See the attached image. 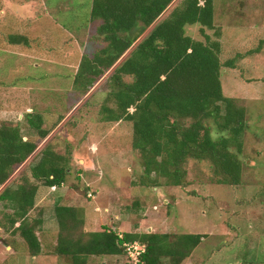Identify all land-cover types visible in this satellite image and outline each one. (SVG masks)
<instances>
[{
	"label": "rangeland",
	"instance_id": "374dc122",
	"mask_svg": "<svg viewBox=\"0 0 264 264\" xmlns=\"http://www.w3.org/2000/svg\"><path fill=\"white\" fill-rule=\"evenodd\" d=\"M180 2L175 0L158 22ZM91 5L92 0H0V121L42 116L49 134L37 152L48 147L72 159L64 186L43 188L38 196L47 218L40 235L43 253L52 251L56 239L53 202L58 198L76 207L90 232L108 227L130 234L141 225L140 234L152 229L201 235L183 264H264V0H214L221 63L234 59L233 69L221 71L223 94L247 112L240 186L218 185L208 162L188 164L185 187L167 186L162 179L158 188L140 184L142 158L131 150V126L100 121L110 73L84 97L71 91L70 78L82 57L92 58L104 46L89 40L96 27L87 21ZM185 30L199 40L198 26ZM14 34L32 39L31 48L4 43ZM211 135L215 140L221 136L214 125ZM11 237L0 228V264H66L51 255L32 260L23 239L8 250L4 240ZM114 260L130 264L125 254L90 258L96 264Z\"/></svg>",
	"mask_w": 264,
	"mask_h": 264
},
{
	"label": "trees",
	"instance_id": "16d2710c",
	"mask_svg": "<svg viewBox=\"0 0 264 264\" xmlns=\"http://www.w3.org/2000/svg\"><path fill=\"white\" fill-rule=\"evenodd\" d=\"M174 1L92 0L87 21L96 27L89 40L104 46L92 58L82 57L70 78L71 91L76 98L84 97L110 73L100 121L105 126L124 122L131 126V150L142 158L141 185L158 188L162 179L167 186L185 187L188 164L208 162L218 185L240 186L247 112L223 94L221 71L233 69L234 59L221 63L214 0H181L158 22ZM195 26L199 40L185 30ZM5 39L11 46H32V39L21 34ZM43 124L42 116L35 114L23 121H0V189L31 159L0 192V203L9 210L0 212V228L23 239L31 257L41 254L37 233L43 231L45 210L37 204L40 190L63 187L72 161L48 147L37 152L49 134ZM212 125L221 135L216 140ZM54 199L53 253L66 264L126 255L123 244L135 242L145 246L141 264H183L203 240L201 235L168 233L120 238L108 227L87 232L78 210Z\"/></svg>",
	"mask_w": 264,
	"mask_h": 264
},
{
	"label": "crops",
	"instance_id": "0c3cea01",
	"mask_svg": "<svg viewBox=\"0 0 264 264\" xmlns=\"http://www.w3.org/2000/svg\"><path fill=\"white\" fill-rule=\"evenodd\" d=\"M6 38V37H5ZM4 38V43H6V39ZM4 45V44H3ZM8 45V44H7ZM9 47H11V45H8ZM12 47H18V46H12ZM26 49H29V48H26ZM31 51H32V49H31ZM93 149V148H92ZM21 170H19L14 176L15 177H17V174L20 172ZM14 176H13V178H14ZM13 178H11V180L7 183V185H5L4 187H2L1 189H0V192H2L6 187H8V186H10L12 183H13V181H14V179ZM41 191V190H40ZM38 204V203H37ZM65 205H67V204H65ZM68 206H70V205H68ZM72 207H74V206H72ZM3 208H4V204H3ZM3 208H2V210H3ZM76 208V207H75ZM5 212H7V210L5 209L4 210ZM79 212V211H78ZM83 219V218H82ZM84 220V225H85V231H87V232H90L89 230H88V225H89V222L86 220L85 221V219H83ZM141 220V219H140ZM143 220V219H142ZM46 222H47V218H46V214H45V220H44V224H43V231L41 232V233H37V235H38V237H39V240H40V242H41V239H40V235L41 234H43V233H45V229H46ZM54 222L56 223V221L54 220ZM56 227H57V224H56ZM57 229V228H56ZM142 229V227H141V225H140V227L139 228H137V230H135V232L134 233H130V234H133V235H136V234H138V235H142L143 233H141L140 234V230ZM55 231V230H54ZM53 231V232H54ZM100 231V230H99ZM99 231H97V232H99ZM52 233V232H51ZM145 233V232H144ZM146 233H154L153 232V230L152 229H148V232H146ZM57 234V233H56ZM157 234V233H156ZM5 236H8L9 237V235L8 234H6ZM7 237V238H8ZM18 239L21 241V238L19 237V236H16V237H11L10 238V240H9V242H16V243H18V245H19V243H21V242H17L18 241ZM4 242H8L7 240L5 241L4 240ZM6 244V246H8V250H10L11 249V251H12V247L10 246V245H7V243H5ZM55 244H56V239H55V242H54V244H52V247H54L55 246ZM26 252H27V250H26ZM44 252V250L42 249V245H41V254L40 255H38L37 257H31L28 253H26L27 254V256H29L30 258H32V260H35L36 261V259L37 258H41V257H44L45 259L46 258H49L50 257V255L51 256H56V257H58L57 255H55L54 253H53V249H52V251L51 252H49V253H43ZM14 253V252H13ZM103 257H107V256H103ZM113 257H117V256H113ZM101 263V262H100ZM113 264H118V260H114L113 262H112ZM88 264H96L94 261H91L90 262V259L88 260ZM101 264H103V263H101ZM105 264H108V263H105Z\"/></svg>",
	"mask_w": 264,
	"mask_h": 264
},
{
	"label": "built area",
	"instance_id": "2783aa9c",
	"mask_svg": "<svg viewBox=\"0 0 264 264\" xmlns=\"http://www.w3.org/2000/svg\"><path fill=\"white\" fill-rule=\"evenodd\" d=\"M88 197H92L89 193ZM122 238V236H119ZM123 248L125 250L127 259L130 264H141V256L145 253V246L139 243H124Z\"/></svg>",
	"mask_w": 264,
	"mask_h": 264
},
{
	"label": "clouds",
	"instance_id": "9594fccd",
	"mask_svg": "<svg viewBox=\"0 0 264 264\" xmlns=\"http://www.w3.org/2000/svg\"><path fill=\"white\" fill-rule=\"evenodd\" d=\"M52 189H55V188H52ZM90 198V197H89ZM119 236H123V234H119ZM136 243H138V242H136Z\"/></svg>",
	"mask_w": 264,
	"mask_h": 264
}]
</instances>
